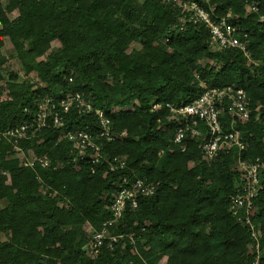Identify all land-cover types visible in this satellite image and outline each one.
<instances>
[{"label":"trees","instance_id":"obj_1","mask_svg":"<svg viewBox=\"0 0 264 264\" xmlns=\"http://www.w3.org/2000/svg\"><path fill=\"white\" fill-rule=\"evenodd\" d=\"M198 1L214 18L235 17L250 60L238 50H212L209 30L187 21L182 28L185 15L167 0H0V264L256 262V243L231 199L241 187L238 160L259 159L264 176V0ZM8 44L23 80L7 69ZM228 88L249 100L250 120L235 118L244 150L208 160L201 139L186 133L175 143L192 120L186 125L171 108ZM74 95L125 135L99 138L96 117L74 108L62 114V127L49 121L34 133L39 104ZM220 121L229 131L234 119L226 105ZM22 124L30 126L28 138L14 145L4 135ZM196 129L206 133L199 120ZM76 131L92 133L106 160L92 164L90 149H75L66 134ZM33 157H47L50 167L22 166ZM115 158L124 169L111 170ZM124 177L146 179L156 194L128 205L108 228L118 243L111 248L106 240L90 258L86 229L114 221L110 206ZM253 208L264 264V189Z\"/></svg>","mask_w":264,"mask_h":264},{"label":"built area","instance_id":"obj_2","mask_svg":"<svg viewBox=\"0 0 264 264\" xmlns=\"http://www.w3.org/2000/svg\"><path fill=\"white\" fill-rule=\"evenodd\" d=\"M167 2L179 8L185 15V20L181 21L182 28H184V23L187 21L194 25H204L209 30L211 35L210 47L212 50H238L250 60L248 44L239 38L237 34L238 29L232 25V20L235 17L231 13L224 17L214 18V10L207 11L198 0H167ZM247 10L248 12H258L256 6H250ZM225 105L228 114L234 119L229 131L224 129L223 123L220 121ZM73 108L76 109L79 115H94L96 117L100 129L98 133L99 138L114 142L125 135L124 133H113L111 123L104 111L95 109L90 102H85L80 95L67 97L59 103L53 99H48L39 104L38 113L33 120L34 133L41 128L49 126V121L53 123V127L55 128L62 127V114L69 113ZM157 109H159V105L153 107V110ZM171 112L178 118L186 120V125H188L190 119L192 120L186 129L180 128L177 131L175 143H182L186 133H189L192 137L201 139L203 141L202 151L205 159L211 160L220 151L234 147H237L240 151L244 150L240 137L241 134L235 126V118L241 122H248L250 120L249 100L246 92L243 90H235L233 88L223 91L210 90L193 104L171 108ZM198 120L205 124V134L196 129ZM29 129L30 126L28 124H22L17 128L11 129L4 136L9 142L17 145L19 140L28 138ZM66 138L73 143L74 148L77 150L90 149L92 153L89 158L92 164H98L106 160L101 154L100 146L93 142L92 133L76 131L66 134ZM84 157L85 155L82 153L81 158ZM21 161L22 166L27 168H34L37 164L44 169L50 167L47 157H33ZM118 166L122 169L125 168L124 162L119 161L117 158L113 159L111 170H115ZM235 169L240 173L241 187L237 195L231 199V210L237 222L248 229L251 238L255 241L254 252L257 254V260L254 264H259V245L257 244L259 234L257 226L252 220V211L254 209V200L264 189L263 164L259 159L256 161L238 160ZM155 194L156 186L149 183L146 179H136L130 182L126 177L122 178L120 189L110 206L114 221L105 224L101 231L89 232L88 242L84 248L87 255L90 258L99 255L100 249L106 240L110 242L109 247L111 248L114 244L118 243L121 237L114 235L108 228L121 218L128 205H131L132 208H137L139 201L153 197Z\"/></svg>","mask_w":264,"mask_h":264},{"label":"rangeland","instance_id":"obj_3","mask_svg":"<svg viewBox=\"0 0 264 264\" xmlns=\"http://www.w3.org/2000/svg\"><path fill=\"white\" fill-rule=\"evenodd\" d=\"M58 45L56 43L53 44V47L56 48ZM4 55L10 58L9 64L7 66V69L9 71H13V72H17L20 75V79L23 80L24 76L23 74L20 73L21 71V66L19 65V63L17 62L15 56H14V50L13 48L8 44L6 49L4 50ZM87 233L89 234V232H91V230L89 228L86 229ZM160 264H165L166 263V258H162L159 261Z\"/></svg>","mask_w":264,"mask_h":264}]
</instances>
